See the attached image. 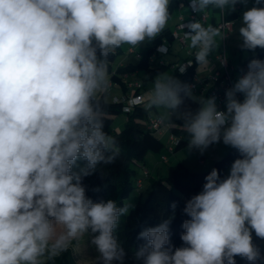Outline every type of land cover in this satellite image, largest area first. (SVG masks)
Wrapping results in <instances>:
<instances>
[{
    "label": "clouds",
    "instance_id": "9594fccd",
    "mask_svg": "<svg viewBox=\"0 0 264 264\" xmlns=\"http://www.w3.org/2000/svg\"><path fill=\"white\" fill-rule=\"evenodd\" d=\"M248 0H189L193 13L234 11ZM170 0H0V264H45L86 233L95 264H124L116 229L134 207L94 202L82 181L99 165L115 163V137L104 130L100 94L108 89L107 58L116 48L152 41L166 28ZM241 48L264 49V0L242 14ZM184 39L208 64L221 30L198 20L183 25ZM157 51L167 54L166 43ZM189 61V65H191ZM185 67L179 71L183 73ZM199 104L181 110V95ZM242 94L243 100L237 98ZM144 103L183 121L188 149L203 154L223 142L236 149L226 178L213 168L184 207L183 247L170 242L171 217L139 233V264H256L264 239V60L216 97L195 96L168 72L157 74ZM102 177L106 174L101 171ZM176 205L173 203L172 208ZM63 230L57 232V227Z\"/></svg>",
    "mask_w": 264,
    "mask_h": 264
},
{
    "label": "trees",
    "instance_id": "16d2710c",
    "mask_svg": "<svg viewBox=\"0 0 264 264\" xmlns=\"http://www.w3.org/2000/svg\"><path fill=\"white\" fill-rule=\"evenodd\" d=\"M177 3L178 0H170V15L175 11ZM171 33L172 31L166 27L158 37L151 41L150 45L146 46L142 52L138 53V59L135 63L130 62L125 66H119L111 74V82L123 88L124 95H126L128 89L122 80L123 74L128 75L132 73L140 77L144 82H147L152 81L157 74L163 72L165 68L170 66V64H166L158 58L161 53H158L156 48L162 43L168 45V43L173 40ZM241 44L239 47L240 53L243 50H247L242 49ZM120 48L121 46L116 48L107 58L108 72H111L112 62L120 53ZM215 48L216 46L213 51ZM247 51L249 54L246 59L239 62V71L246 72L247 65L252 59L264 60V49L257 48L255 51ZM188 58H190V56H187L180 63L187 61ZM190 60L192 62L191 65H188L183 73L178 70L176 63L171 74L181 83L188 85L196 75V65L198 64L195 61V55L191 56ZM144 90V84H140L138 88H132L131 95L139 94ZM107 94L108 90L100 94V104L102 108L100 118L103 121L106 133L115 137L118 141L120 154L115 163L110 165H99L98 170L92 175L84 177L82 183L86 187V195L94 202L112 199L116 201L118 206H123L125 203L124 201L130 196L134 188L133 178L137 173L135 167L137 165L141 166L143 176L149 177V171L145 168V157L148 152L160 153L165 145L159 137L148 128V120L151 115L149 111L145 110L144 103L134 106L129 111H123V101L120 99L114 101L112 98L113 96L107 98ZM181 95L184 99V103L180 106L181 110L190 108L195 111L199 108L198 103L183 96V93H181ZM119 113H125L126 120L120 130L116 131L112 124L114 118ZM164 121L168 124V133L172 134L177 139L171 151L175 152L180 149L189 150L188 141L190 135L183 127V121L176 119L175 116H169L167 119H164ZM237 158H241L240 153L236 149L230 147L208 170L190 172L183 162L178 161L168 165L164 176L151 178V188L145 199L138 201L127 216H122L120 218V223L116 229V235L126 253L124 264H139V262L135 260L134 253L141 245L146 243L143 239L138 238L139 233L146 228L159 225L162 221L170 217L171 245L174 248L186 246L180 238L184 231L182 228L183 222L190 219L183 211L186 202L193 195L198 194L202 190L203 184L205 183V176L208 175L213 168L218 170L221 179L226 178L229 174L232 162ZM101 171L106 175L102 177ZM137 180H140V186L137 185ZM136 185L138 188H141V177L136 179ZM173 203L176 205L174 210L172 208ZM253 243L261 251V259L258 260L256 264H264V239L256 237L253 232ZM42 259L45 261V264H76L69 249L52 261L47 260L46 257ZM235 261L236 264H249L246 259L240 256H236ZM93 264H95V261Z\"/></svg>",
    "mask_w": 264,
    "mask_h": 264
},
{
    "label": "rangeland",
    "instance_id": "374dc122",
    "mask_svg": "<svg viewBox=\"0 0 264 264\" xmlns=\"http://www.w3.org/2000/svg\"><path fill=\"white\" fill-rule=\"evenodd\" d=\"M240 8L238 9L239 18L234 21L235 24L233 26V30L228 33L229 36L225 38L224 41V49H225V56L227 59L228 65L233 67L235 71H230L232 78V83L234 84L235 81L238 79L240 75V71L238 70L239 62L246 59L247 55L249 54L247 50H243L241 53L239 51L240 44L242 40L239 38L238 29L241 26L240 21L242 14L248 8H251L254 5V0H248L247 5L239 4ZM177 10L170 15L169 22L167 27L173 28L177 16ZM200 14V13H199ZM209 21V9L204 13ZM151 44V41L146 40L145 42L141 43L137 46H130L127 44L121 45L120 53L117 55L115 60L112 62V65L115 67L120 62H132L135 63L138 59V53L142 52L144 48ZM223 44H221V37L216 38V48L209 56L208 64H197L196 65V77L199 79L208 78L209 76L215 75L217 72H222V64L219 60L216 59V55L222 50ZM169 52L166 55H159L158 58L166 64H170L169 67L165 68L163 72H168L172 74L173 68L175 64L180 63L183 61L187 56V51L192 50L194 48L190 47V41L187 40L186 45H182L179 40L176 38L173 39L171 42L168 43ZM132 49L134 52L129 53L128 50ZM172 65V66H171ZM237 76V77H236ZM133 76L131 81L132 83H140L144 84L145 91H149L151 87L152 81L144 82L140 77ZM133 80V81H132ZM113 85V84H112ZM112 89V88H111ZM108 89L107 98L115 93L114 90L111 91ZM195 96H203L200 92H193ZM145 98V97H144ZM207 98V97H206ZM146 102V101H145ZM144 102V103H145ZM144 105V104H143ZM151 116H160L162 117L165 114L164 109H157L153 108L149 111ZM126 120L125 113H119L113 120V127L116 131H119L122 127L123 123ZM166 127L162 128L161 134H156L159 139L165 145L164 149L160 153H153L148 152L145 157V168L149 171V177L143 176L142 167L137 165L136 168V176L133 178V185L134 188L130 193V196L124 201L125 203H131L135 206L138 201L145 199L147 193L149 192L151 186L150 181L151 178H159L164 176L167 171V167L170 164H174L178 161L183 162L190 172H200L204 170H208L211 168L213 163L219 159L230 146H226L223 142L211 145L207 150L201 154V152L197 149L191 150H177L172 152L169 148L174 147L175 140L170 141L169 137L170 134L167 131ZM171 146V147H170ZM161 156H165L167 158L166 161L161 159ZM203 157L204 163L200 164L199 159ZM141 167V168H140ZM138 177L142 178V187L138 188L136 185V179ZM132 209V208H131ZM130 209V210H131ZM62 226L57 227V232L62 231ZM70 254L76 264H91L95 260L98 253L96 252L95 246L91 244V237L89 234H85L79 240L74 241L72 245L69 247ZM59 257V256H58Z\"/></svg>",
    "mask_w": 264,
    "mask_h": 264
},
{
    "label": "built area",
    "instance_id": "2783aa9c",
    "mask_svg": "<svg viewBox=\"0 0 264 264\" xmlns=\"http://www.w3.org/2000/svg\"><path fill=\"white\" fill-rule=\"evenodd\" d=\"M185 3L188 6L189 0H185ZM190 20H198L202 24L205 25L206 16L204 13L203 14L193 13L190 9H189L188 15L185 18L180 16L179 21L176 24L175 29L172 31L171 35L173 36V39L176 38L184 46L186 45V42H187V40L184 39V31H187V29H185L183 27V25H185ZM216 27H218L221 30V34H222L221 39L223 41L222 50L216 55V59L219 60L222 64V68H223L222 72L221 73L217 72L215 75L209 76L208 78H205V79H199L195 75L193 77V80L189 83V85L192 88V92L198 91L203 95L205 94L208 98L209 97H216V103L218 105V108L220 110H223V101L225 100V92H226V90H228L229 88H231L233 86L232 76L230 73V71H232L233 68H232V66L230 67L227 63V59L225 56L226 53H225V49H224V41H225V38L228 36V33L231 31L232 23L230 21L222 20L216 24ZM166 46H167V53H168L169 47H168V45H166ZM157 48H156V51H157ZM197 50L198 49H192V50L188 49L187 54H188V56H190V58H188L187 61H184L180 64H177L176 66H177L178 70L181 66L186 68L189 65V61H191L190 60L191 56L195 55ZM128 52L132 53L133 50L129 49ZM108 85L110 86L111 83L109 82ZM129 86L132 88H138L140 86V84L139 83H132ZM112 98L114 101H117L119 99L123 101V105H122L123 111H129L134 106L139 105V104H143L146 101L143 93H139V94H135V95L132 94V95H128L126 97L113 96ZM237 98L240 99L239 94L237 95ZM161 118L162 117H160V116H150L149 117L148 128L150 130H152L155 134H161L163 127H166L168 129V124L164 120H162ZM171 139L175 140V136H173L172 134H171ZM169 150H172V148H169ZM161 159L163 161L167 160V158L165 156H161ZM137 185L138 186L141 185L140 180H137Z\"/></svg>",
    "mask_w": 264,
    "mask_h": 264
},
{
    "label": "crops",
    "instance_id": "0c3cea01",
    "mask_svg": "<svg viewBox=\"0 0 264 264\" xmlns=\"http://www.w3.org/2000/svg\"><path fill=\"white\" fill-rule=\"evenodd\" d=\"M240 8V6L237 4L236 5V7H235V10L234 11H229L227 8H225L223 11H221L220 9H216V8H213V7H210L209 8V11H210V14H209V21H208V19H207V17H206V23H205V26H207V25H209V24H211L212 26H214V27H216V24L217 23H219L220 21H222V20H226V21H230L231 23H232V28H231V31L233 30V26H234V24H235V22L234 21H236L238 18H239V14H238V9ZM176 10H177V16H176V21H175V23H174V26H173V28H169L171 31H173L174 29H175V26H176V24L178 23V21H179V18H180V16L181 17H183V18H185L187 15H188V12H189V9L187 8V5H186V3H185V0H178V3H177V7H176ZM167 27V26H166ZM229 36V35H228ZM220 38V37H219ZM221 44H223V41H222V39H221ZM225 44V43H224ZM225 46V45H224ZM134 52V51H133ZM128 63H130V61L129 62H124V61H122V62H120L119 64H117V66H113V65H111V72H108V80H109V82L111 83V85L109 86L108 85V89L110 88H112L111 89V91H113L114 90V92L115 93H113L112 95H111V97L112 96H119V97H123V96H127V95H131V93H132V88L129 86L130 84H132V82H128V81H131V79H132V77L134 76L135 78L137 77L136 75H134V74H123L122 75V80H123V82L126 84V87H127V89H128V91L126 92V95H124V92H123V88H121L119 85H117L116 83H114V82H111V80H110V76H111V74L115 71V69L117 68V67H122V66H125L126 64H128ZM233 68V67H232ZM232 71H235V69L233 68V70ZM241 73H240V75L238 76V78L240 77V76H242L245 72H243V71H240ZM237 77V76H236ZM135 78L133 79V80H135ZM233 78V77H232ZM205 79V78H204ZM132 80V81H133ZM113 84V85H112ZM107 89V90H108ZM147 92L148 91H142L141 93H143V95H144V97H145V100H147ZM198 92V91H197ZM203 95V94H202ZM240 95V100H243V96H242V94H239ZM205 98L207 97L205 94L203 95ZM208 98V97H207ZM225 109V100L223 101V110ZM168 131V130H167ZM169 140L170 141H174L173 139H171V134H170V137H169ZM171 147V146H170ZM173 148V147H172ZM199 163L200 164H202V163H204V158L203 157H201L200 159H199ZM142 187V186H141ZM95 261V260H94ZM93 261V262H94ZM91 264H93V263H91Z\"/></svg>",
    "mask_w": 264,
    "mask_h": 264
}]
</instances>
